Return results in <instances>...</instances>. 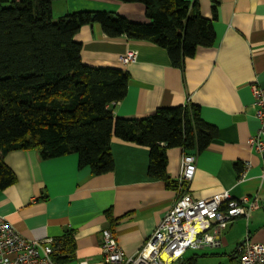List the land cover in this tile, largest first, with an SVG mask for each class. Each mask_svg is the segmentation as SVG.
<instances>
[{"label":"crops","instance_id":"crops-1","mask_svg":"<svg viewBox=\"0 0 264 264\" xmlns=\"http://www.w3.org/2000/svg\"><path fill=\"white\" fill-rule=\"evenodd\" d=\"M214 19L217 40L201 47L184 67L172 65L168 52L155 44L125 36L111 38L100 24L83 26L76 35L82 60L95 68L130 74L124 100L113 106L116 117L142 119L159 108L197 105L202 119L218 137L196 153L197 172L188 185L200 199L230 191L233 197H259L263 207L247 221L240 217L221 234L216 248L189 250L173 264H239L246 240L264 245V157L251 145L260 123L253 85L264 88V0H187ZM61 17L75 12L117 13L146 22L141 4L116 0H57ZM55 13V12H54ZM59 17V18H61ZM130 50L137 57L125 65ZM114 171L95 176L80 169L77 154L44 159L38 150H17L5 157L15 173L13 186L0 190V218L30 240H58L72 235L74 251L60 264H104L102 232L115 235L126 256L143 248L175 202L179 190L149 177L150 149L114 137ZM182 148L167 149L168 175L179 181ZM246 171L245 178L239 181ZM187 188V185L183 187ZM229 260V262H228Z\"/></svg>","mask_w":264,"mask_h":264},{"label":"trees","instance_id":"trees-1","mask_svg":"<svg viewBox=\"0 0 264 264\" xmlns=\"http://www.w3.org/2000/svg\"><path fill=\"white\" fill-rule=\"evenodd\" d=\"M55 1L0 0V190L16 184L5 157L17 150H38L44 159L77 154L80 169L90 168L95 176L110 173L114 137L148 147L149 177L179 190V181L168 175L167 149L201 153L218 129L193 104L159 108L142 119L116 117L113 106L125 99L130 74L86 65L76 35L97 23L111 38L165 49L172 65L182 69L199 48L215 45L216 7L210 20L187 0H116L143 5L147 21L107 12H75L54 21ZM55 242L60 263L75 245L69 233Z\"/></svg>","mask_w":264,"mask_h":264},{"label":"built area","instance_id":"built-area-1","mask_svg":"<svg viewBox=\"0 0 264 264\" xmlns=\"http://www.w3.org/2000/svg\"><path fill=\"white\" fill-rule=\"evenodd\" d=\"M137 57L130 50L122 58L127 65ZM254 108L260 127L250 145L264 155V88L253 85ZM164 147V144H160ZM197 172V157L184 152L175 202L165 214L153 235L138 253L126 256L109 229L102 232L104 264H173L189 250L216 248L222 245L221 234L237 218L247 221L263 207L259 197L235 198L223 191L210 198H195L188 189ZM246 171L239 181L245 178ZM187 185V188L183 187ZM55 240H30L21 235L6 219L0 218V264H60ZM239 264H264V245L244 241L238 248Z\"/></svg>","mask_w":264,"mask_h":264},{"label":"rangeland","instance_id":"rangeland-1","mask_svg":"<svg viewBox=\"0 0 264 264\" xmlns=\"http://www.w3.org/2000/svg\"><path fill=\"white\" fill-rule=\"evenodd\" d=\"M56 8L54 9V21H58L60 18L59 17H61L60 15H62V14H59L58 15V12H59V8L57 7V6H55ZM228 262H229V260H228ZM201 264H207V263H201ZM227 264H230V262L229 263H227Z\"/></svg>","mask_w":264,"mask_h":264}]
</instances>
